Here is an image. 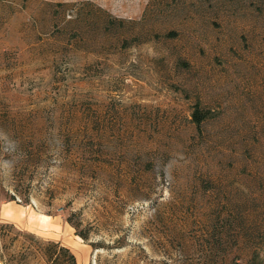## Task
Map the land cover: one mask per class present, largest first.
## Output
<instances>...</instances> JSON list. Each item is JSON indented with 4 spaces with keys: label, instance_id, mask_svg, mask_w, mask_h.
Returning <instances> with one entry per match:
<instances>
[{
    "label": "rangeland",
    "instance_id": "374dc122",
    "mask_svg": "<svg viewBox=\"0 0 264 264\" xmlns=\"http://www.w3.org/2000/svg\"><path fill=\"white\" fill-rule=\"evenodd\" d=\"M71 254L264 264V0H0V264Z\"/></svg>",
    "mask_w": 264,
    "mask_h": 264
},
{
    "label": "trees",
    "instance_id": "16d2710c",
    "mask_svg": "<svg viewBox=\"0 0 264 264\" xmlns=\"http://www.w3.org/2000/svg\"><path fill=\"white\" fill-rule=\"evenodd\" d=\"M194 118H195V121H196V123H198V124H200L203 120H204V118H205V115H204V113L202 112V111H200L199 109H197L195 112H194ZM12 199V198H11ZM64 251H66L65 253L67 254V253H69V250L67 249V250H65L64 249ZM75 256L74 255H69V262L71 263V264H75Z\"/></svg>",
    "mask_w": 264,
    "mask_h": 264
}]
</instances>
